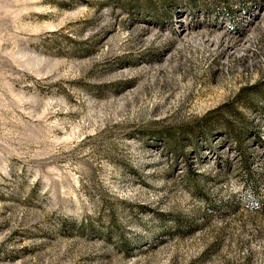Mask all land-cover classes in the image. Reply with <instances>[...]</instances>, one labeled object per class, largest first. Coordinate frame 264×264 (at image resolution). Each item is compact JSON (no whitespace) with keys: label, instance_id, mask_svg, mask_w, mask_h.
Instances as JSON below:
<instances>
[{"label":"rangeland","instance_id":"obj_1","mask_svg":"<svg viewBox=\"0 0 264 264\" xmlns=\"http://www.w3.org/2000/svg\"><path fill=\"white\" fill-rule=\"evenodd\" d=\"M0 264H264V0H0Z\"/></svg>","mask_w":264,"mask_h":264}]
</instances>
